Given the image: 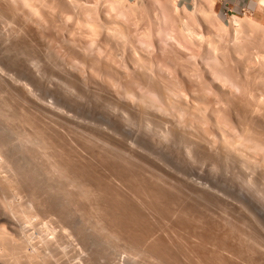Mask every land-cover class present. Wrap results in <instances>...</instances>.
<instances>
[{
	"label": "rangeland",
	"instance_id": "374dc122",
	"mask_svg": "<svg viewBox=\"0 0 264 264\" xmlns=\"http://www.w3.org/2000/svg\"><path fill=\"white\" fill-rule=\"evenodd\" d=\"M33 116L50 127L55 119L53 131L58 124L65 145H76L78 152L67 150L84 167L81 178L60 177L45 160L41 137L28 124ZM0 127V186H7L0 227L8 230L4 217L16 218L28 238L1 250L7 263L161 264L149 247L158 238L178 264H197L201 253V262H213L204 256L219 248L227 264H264V0H0ZM196 131L215 147L198 139L201 148ZM96 183L119 194L96 193L98 203L113 202L110 214L94 202ZM112 212L137 220L135 229L111 228ZM200 235L209 242L201 247L206 253L189 254Z\"/></svg>",
	"mask_w": 264,
	"mask_h": 264
},
{
	"label": "bare ground",
	"instance_id": "6f19581e",
	"mask_svg": "<svg viewBox=\"0 0 264 264\" xmlns=\"http://www.w3.org/2000/svg\"><path fill=\"white\" fill-rule=\"evenodd\" d=\"M11 1H12V0H11ZM73 1H74V0H73ZM81 1H82V0H81ZM14 2H15V1H14ZM37 2H38V1H37ZM75 2H76V1H75ZM77 2H78V1H77ZM4 3H5V2H4ZM38 3H39V2H38ZM40 3H41V2H40ZM29 4H30V3H29ZM60 4H61V3H60ZM72 4H73V3H72ZM81 4H82V3H81ZM1 5H2V4H1ZM3 5H4V4H3ZM8 5H9V4H8ZM65 6H66V5H65ZM84 6H85V5H84ZM2 7H3V6H2ZM72 7H73V6H72ZM3 9H4V8H3ZM28 9H29V7H28ZM30 9H31V7H30ZM7 10H8V9H7ZM81 10H82V9H81ZM12 13H13V12H12ZM46 13H47V12H46ZM5 15H6V14H5ZM19 16H20V15H19ZM52 16H53V15H52ZM52 18H53V17H52ZM105 18H106V17H105ZM17 19H18L17 21H19V18H17ZM23 19H24V18H23ZM53 19H54V18H53ZM149 20H150V19H149ZM106 21H107V20H106ZM198 21H199V20H198ZM46 22H47V21H46ZM92 22H93V21H92ZM63 23H64V22H63ZM111 23H112V22H111ZM18 24H19V23H18ZM87 25H88V24H87ZM21 26H22V25H21ZM16 27H17V26H16ZM12 28H13V27H12ZM19 29H20V28H19ZM96 29H97V28H96ZM20 30H21V29H20ZM18 31H19V30H18ZM96 32H98V31H96ZM13 34H14V33H13ZM18 34H19V33H18ZM10 35H11V34H10ZM39 35H40V34H39ZM43 37H44V36H43ZM21 39H22V38H21ZM49 39H50V38H49ZM52 40H53V39H52ZM38 41H39V40H38ZM114 41H116V40H114ZM50 42H51V41H50ZM70 45H71V43H70ZM72 45H73V44H72ZM51 46H52V45H51ZM67 46H68V45H67ZM104 46H105V45H104ZM76 47H77V46H76ZM109 47H110V46H109ZM71 48H72V47H71ZM71 48H70V49H71ZM116 48H117V47H116ZM72 49H73V48H72ZM72 49H71V50H72ZM74 49H75V48H74ZM78 49H79V48H78ZM122 49H123V48H122ZM107 50H108V48H107ZM132 50H133V49H132ZM117 51H118V50H117ZM75 52H76V51H75ZM84 53H85V52H84ZM92 53H93V52H92ZM51 54H52V53H51ZM72 54H73V53H72ZM106 54H107V53H106ZM118 54H119V53H118ZM124 55H125V54H124ZM51 56H52V55H51ZM48 57H49V56H48ZM86 57H87V56H86ZM89 57H90V56H89ZM139 57H140V56H139ZM109 58H110V57H109ZM179 58H180V57H179ZM50 59H51V58H50ZM54 60H55V59H54ZM93 60H94V59H93ZM93 60H91V62H92ZM89 62H90V61H89ZM63 63H64V62H63ZM82 63H83V62H82ZM86 63H87V62H86ZM92 63H94V65H96V64L98 65V62L96 61V59H95V62L93 61ZM92 63H91V64H92ZM135 63H136V62H135ZM92 65H93V64H92ZM92 65H90V66L92 67ZM101 65H102V64H101ZM104 65H105V62H104ZM106 65H107V64H106ZM135 65H137V64H135ZM65 66H66V65H64V67H65ZM139 66H140V65H139ZM59 67H60V66H59ZM64 67H63V68H64ZM83 67H84V66H83ZM96 67H97V66H96ZM99 67H100V66H99ZM106 67L108 68L109 66H106ZM111 67H112V66H111ZM111 67H110V68H111ZM137 67H138V66H137ZM260 67H261V66H260ZM112 68H113V67H112ZM114 68H115V67H114ZM65 69H66V68H65ZM65 69H64V70H65ZM97 69H98V67H97ZM102 69H103V68H102ZM105 69H106V68H105ZM108 70H109V69H108ZM139 70H140V69H139ZM104 71H105V70H104ZM111 71H112V70H111ZM111 71H110V72H111ZM137 71H138V70H137ZM140 71H141V70H140ZM140 71H139V72H140ZM65 72H66V71H65ZM98 72H99V71H98ZM101 72H102V71H101ZM110 72H109L108 74H110ZM115 72H116V70H115ZM126 72H127V71H126ZM141 72H142V71H141ZM141 72H140V73H141ZM93 73H94V72H93ZM113 73H114V72H113ZM118 73H119V72H118ZM72 74H73V73H72ZM75 74H76V73H75ZM75 74H74V75H75ZM105 74H106V72H105ZM142 74H143V72H142ZM145 74H146V73H145ZM66 75H67V74H66ZM69 75H70V74H69ZM74 75H73V76H74ZM94 75H95V74H94ZM143 75H144V74H143ZM148 75H149V74H148ZM103 76H104V75H103ZM115 76H116V75H115ZM146 76H147V74H146ZM69 77H70V76H69ZM75 77H76V76H75ZM75 77H74V78H75ZM79 77H80V76H79ZM88 77H89V76H88ZM126 77H127V76H126ZM128 77H129V76H128ZM147 77H148V76H147ZM149 77H150V76H149ZM67 78H68V76H67ZM74 78H73V79H74ZM81 78H82V77H80V79H81ZM86 78H87V77H86ZM98 78H99V77H98ZM103 78H104V77H103ZM63 79H64V78H63ZM71 79H72V78H70V80H71ZM73 79H72V80H73ZM76 79H78V78H76ZM80 79H79V80H80ZM83 79H84V78H83ZM83 79H82V80H83ZM88 79H89V78H88ZM90 79H91V78H90ZM93 79H94V78H93ZM146 79H147V78H146ZM72 80H71V81H72ZM79 80H78L77 83H81L80 81H82V80H80V81H79ZM111 80H112V79H111ZM128 80H129V79H128ZM67 81H68V80H67ZM85 81H86V80H85ZM88 81H89V80H88ZM91 81H92V80H91ZM93 81H94V80H93ZM100 81H101V80H100ZM103 81H104V80H103ZM149 81H150V80H149ZM155 81H156V80H155ZM68 82H69V81H68ZM73 82H75V79H74ZM83 83H84V82H83ZM95 83H96V81H95ZM70 84H71V83H70ZM86 84H87V83H86ZM104 84H105V83H104ZM128 84H129V83H128ZM160 84H161V83H160ZM68 85H69V84H68ZM81 85H82V84H81ZM81 85H80V86H81ZM92 85H94V84L92 83ZM162 86H163V85H162ZM99 87H100V86H99ZM112 87H113V86H112ZM155 87H156V86H155ZM97 89H99V88H97ZM103 89H104V88H103ZM107 89H108V88H107ZM124 89H125V88H124ZM153 90H154V88H153ZM162 90H163V89H162ZM110 91H111V90H110ZM110 91H107V92H110ZM115 92H116V91H115ZM121 92H122V91H121ZM168 92H169V91H168ZM193 92H194V91H193ZM113 93H114V92H113ZM174 93H175V92H174ZM111 94H112V93L110 92V95H111ZM165 94H166V93H165ZM108 95H109V94H108ZM112 95H114V94H112ZM118 95H119V94H118ZM115 96H117V95H115ZM120 96H121V95H120ZM111 97H112V96H111ZM113 98H114V97H113ZM116 98H117V97H116ZM118 98H119V97H118ZM118 98H117V99H118ZM120 98H122V97H120ZM141 98H142V97H141ZM169 98H170V97H169ZM196 98H197V97H196ZM138 99H139V98H138ZM119 100H120V99H119ZM203 100H204V99H203ZM115 101H116V100H115ZM120 102H121V101H120ZM122 102H124V99H123ZM125 102H126V99H125ZM125 102H124V103H125ZM136 102H139V105H140V101H136ZM167 102H168V101H167ZM167 102H166V103H167ZM174 102H175V101H174ZM196 102H197V101H196ZM18 103H19V102H18ZM117 103H118V102H117ZM126 103H127V102H126ZM152 103H153V102H152ZM247 103H248V102H247ZM15 104H16V103H15ZM121 104H122V103H121ZM143 104H144V103H143ZM149 104H150V102H149ZM149 104H148V105H149ZM206 104H207V103H206ZM35 105H36V104H35ZM128 105H129V102H128ZM130 105H133V104L130 103ZM130 105H129V106H130ZM134 105H135V104H134ZM134 105H133V106H134ZM139 105H138V106H139ZM166 105H167V104H166ZM172 105H173V104H172ZM175 105H176V104H175ZM200 105H201V104H200ZM42 106H43V105H42ZM42 106L40 107V109L42 108ZM121 106H123V105H121ZM126 106H127V104H126ZM173 106H174V105H173ZM181 106H182V105H181ZM196 106H197V105H196ZM35 107L37 108V106H35ZM124 107H125V106H124ZM130 107H132V106H130ZM134 107H137V106L135 105ZM134 107H133V108H134ZM139 107H140V106H139ZM149 107H151V106H149ZM206 107H207V106H206ZM32 108H33V107H32ZM115 108H116V107H115ZM146 108H147V107H145V108H142V107H141V109H145V111L147 110ZM174 108H175V107H174ZM22 109H23V108H22ZM29 109H30V108H29ZM123 109H124V108H123ZM125 109H126V111L129 110V109L127 110V108H125ZM137 109H140V108L137 107ZM151 109H152V108H151ZM176 109H177V108H176ZM2 110H3V109H2ZM38 110H39V109H38ZM135 110H136V109H135ZM135 110H134V109L132 110V108H131V109H130V113H131L132 111H134V113L137 111V114H138V115H139V114L142 115V111H140V112L138 113V110H136V111H135ZM148 110H149V109H148ZM148 110H147V111H148ZM186 110H187V109H186ZM197 110H198V109H196V111H197ZM31 111H32V110H31ZM149 111H150V110H149ZM149 111H148V112H149ZM200 111H201V110H200ZM6 112H7V111H6ZM150 112H151V111H150ZM155 112H156V111H155ZM21 113H22V111H21ZM127 113H128V112H127ZM152 113H153V112H152ZM152 113H150V116H151ZM165 113H166V112H165ZM196 113H198V112H196ZM27 114H28V113H27ZM131 114H132V113H131ZM137 114H136V115H137ZM143 114H144V112H143ZM155 114H156V113H155ZM155 114L153 113V115H152V116H154V118L156 117ZM21 115H22V114H21ZM25 115H26V114H25ZM128 115H129V114H128ZM133 115H134V114H133ZM133 115H132V116H133ZM145 115H146V114H145ZM148 115H149V113L147 114V116H148ZM156 115H157V114H156ZM174 115H175V114H174ZM35 116H36V115H35ZM125 116H126V115H125ZM150 116H149V117H150ZM158 116H159V115H158ZM243 116H244V115H243ZM30 117H31V116H30ZM50 117H51V116H50ZM128 117H129V116H128ZM143 117H144V116H143ZM159 117H160V116H159ZM33 118H34V116H33ZM33 118H32V119H30V118L28 119V121H29L28 124H29V126H31V127L33 128L34 132H35L36 134H38V135L41 137V139H40V138H39V139L42 141V144H43V145H42V146H43V150H42V151H43L44 154H45V155H43V156L46 157L45 160H47V161L50 160V161H52V163L55 164V166H57V169H56V170H57L58 173H57V172H56V173H57V174H60V177L68 176V177L70 178V177L72 176L71 179H73V178H74V179H75V178H81L82 175H83V174H82V170H83L82 168H84V167L81 166V167H82V168H81V167H79V164H78L77 162L75 163L74 160L72 161V158H71V156H70L71 153H69V151H68V150H70V149H68V147H69L70 145H73L74 143H71V141H70V144H69V145H68V144H66L67 146L65 145V141H66V140H65V141L63 140V139H65V138H61V135H63V131H64V130H61V129L59 128V129L61 130V133H60V130L58 129V130H59V133H58V134H60V138H59V136H57L58 134L55 133L56 131L58 132V130H57V128H58V124L56 125V131H53V130L55 129V128H54V127H55V124H54V120H55V119L52 121L54 127H50V125H47V124L44 125L45 123H49V122H45L44 124H42L43 122L41 123V122L38 121L39 123H41V124H39V123L37 122L38 119L35 120V118H34V120H33ZM37 118H38V117H37ZM47 118H48V117H47ZM121 118H122V117H121ZM57 119H58V118L56 117V120H57ZM158 119H159V118H158ZM161 119H162V118H161ZM164 119L166 120L167 118H164ZM164 119H163V122L165 121ZM182 119H183V118H182ZM26 120H27V119H26ZM26 120H25V121H26ZM40 120H41V119H40ZM43 120H44V119H43ZM47 120H48V119H47ZM47 120H46V121H47ZM147 120H148V119H147ZM149 120H150V119H149ZM149 120H148V121H149ZM166 121H168V123L170 124L169 120H166ZM182 121H183V120H182ZM26 122H27V121H26ZM52 122H51V123H52ZM57 122H59V121L57 120ZM57 122H56V123H57ZM129 122H130V121H129ZM160 122H162V121H160ZM173 122H174V121H173ZM178 122H179V121H178ZM189 122H190V121H189ZM59 123H61V122H59ZM124 123H125V122H124ZM25 124H26V123H25ZM25 124H24V125H25ZM125 124H126V123H125ZM193 125H194V124H193ZM25 126H27V125H25ZM59 126H60V125H59ZM122 126H123V125H122ZM153 126H154V125H153ZM170 126H171V125H170ZM27 127H28V126H27ZM63 127H64V126H63ZM63 127H62V129H63ZM161 127H162V126H161ZM175 127H177V126H175ZM32 128H31V129H32ZM52 128H54V129H52ZM83 128H84V127H83ZM189 128H190V127H189ZM248 128H249V127H248ZM259 128H260V127H259ZM2 129H3V128L0 127V132L3 131ZM72 129H73V128H72ZM172 129H173V128H172ZM175 129H176V128H175ZM178 129H180V128H178ZM181 129H182V128H181ZM199 129H200V128H199ZM213 129H214V128H213ZM29 130H30V129H29ZM184 130H185V131H184ZM193 130H194V129H192L191 131H193ZM245 130H246V129H245ZM71 131H72V130H71ZM127 131H130V130L127 129ZM183 131H184V132H187V131H188L187 134L189 135V130L186 131V129H183ZM183 131H182V132H183ZM191 131H190V132H191ZM200 131H201V129H200ZM200 131H199V132H200ZM239 131H240V130H239ZM258 131H259V130H258ZM25 132H26V131H25ZM30 132H31V131H30ZM32 132H33V131H32ZM130 132H131V131H130ZM140 132H141V131H140ZM140 132H139V134H140ZM250 132H251V131H250ZM133 133H134V136H135V131H134ZM133 133H131V134L133 135ZM136 133H137V132H136ZM180 133H181V132H180ZM192 133H193V132H191V134H192ZM194 133H195V132H194ZM241 133H242V132H241ZM241 133H240V135H241ZM64 134H65V133H64ZM139 134L137 133L136 136L139 135ZM169 134H170V133H169ZM196 134H197V137H198V135H199L200 133H197V131H196V133L193 134V135H196ZM204 134H205V133H204ZM1 135H2V134H1ZM161 135H162V134H161ZM178 135H181V134H178ZM182 135H183V134H182ZM193 135H192V136H193ZM246 135H247V134H246ZM254 135H255V134H254ZM84 136H85V135H84ZM136 136H135V137H136ZM163 136H164V135H163ZM189 136H191V135H189ZM189 136H188V137L186 136V138H188V140H190V138H191V137H189ZM201 136H203L202 133H201ZM201 136L198 137V138H197L196 136H194V138H192L191 140H194L195 137H196L197 140H195V142L197 141V143L199 144V143H200L199 140H201V139H199V138H201ZM204 136H205V135H204ZM222 136H223V135H222ZM0 137H1V136H0ZM35 137H36V136H35ZM62 137H63V136H62ZM168 137H169V136H168ZM242 137H243V136H242ZM246 137H247V136H246ZM83 138H84V137H83ZM182 138H183V137H182ZM252 138H253V137H252ZM37 139H38V138H37ZM37 139H36V140H37ZM66 139H68V137H67ZM106 139H107V138H106ZM198 139H199V140H198ZM207 139H208V138H207ZM246 139H247V138H246ZM33 140H34V139H33ZM40 140H39V141H40ZM69 140H70V139H69ZM88 140H89V139H88ZM202 140L204 141V138H203ZM202 140H201V142H202ZM205 140H206V139H205ZM210 140H211V139H210ZM221 140H222V139H221ZM74 141H75V140H74ZM145 141H146V140H145ZM155 141H156V140H155ZM159 141H160V140H159ZM237 141H238V140H237ZM83 142H84V141H83ZM88 142H89V141H88ZM92 142H93V141H92ZM190 142H191V141H190ZM192 142H193V141H192ZM210 142H211V141H210ZM220 142H221V141H220ZM230 142H231V141H230ZM38 143H39V142H38ZM66 143H69L68 140H67ZM202 143H207L208 145L210 144V143H208V142H206V141H205V142H202ZM257 143H258V142H257ZM36 144H37V143H36ZM39 144H40V143H39ZM75 144H77V143H75ZM86 144H87V143H86ZM115 144H116V143H115ZM207 144H206V145H205V144H202L203 147H204V148H203V151L206 150V148H207ZM214 144H215V143H214ZM214 144L211 143L210 145L213 146ZM220 144H221V149H222L224 146H222V143H220ZM226 144H227V143L225 142V146H226ZM40 145H41V144H40ZM81 145H82V144H81ZM92 145H93V144H92ZM99 145H100V144H99ZM193 145H194V144H193ZM240 145H241V144H240ZM254 145H255V144H254ZM75 146H76V145H75ZM75 146L73 145V146H71V147H73V149H74ZM194 146H195V145H194ZM199 146L201 147L200 144H199ZM205 146H206V148H205ZM217 146H218V148L220 147L219 144H218V142H217L216 148H217ZM246 146H247V145H246ZM185 147H186V145H185ZM188 147H189V146H188ZM195 147H198V146L196 145ZM200 147H198V148L200 149ZM208 147H209V146H208ZM214 147H215V145H214ZM244 147H245V146H244ZM38 148H39V147H38ZM79 148H80V147H79ZM89 148H90V147H89ZM201 148H202V147H201ZM210 148L213 149V147L210 146V147H209V150H210ZM218 148L215 149V150L213 149L214 152L217 151ZM238 148H239V147L237 146V149H238ZM35 149H36V148H35ZM41 149H42V147H41ZM67 149H68V150H67ZM75 149H77V147H76ZM75 149H74V151H76V152L79 151V149H78V150H75ZM190 149H191V148H190ZM207 149H208V148H207ZM219 149H220V148H219ZM250 149H251V148H250ZM258 149H259V148H258ZM38 150H39V149H38ZM82 150H84V149H82ZM90 150H91V149H90ZM107 150H108V149H107ZM107 150H106V151H107ZM197 150H198V149H197ZM213 150L210 151V152H213ZM223 150H224V148H223ZM226 150H227V149H226ZM241 150H242V149H241ZM71 151H72V150H71ZM102 151H103V150H102ZM155 151H156V150H155ZM200 151H201V150H200ZM218 151H220V150H218ZM228 151H231V150L228 149ZM228 151H227V152H228ZM232 151H233V150H232ZM253 151H254V149H253ZM76 152H75V153H76ZM83 152H84V151H83ZM205 152H207V153L210 154L209 151H205ZM223 152H225V150H224V151H221V154H219L220 152H219V153H216V154H218V155H222ZM228 153H229V152H228ZM239 153H240V152H239ZM106 154H107V153H106ZM197 154H198V153H197ZM213 154H214V153H213ZM216 154H215V155H216ZM224 154H227V153H224ZM240 154H241V153H240ZM71 155H72V154H71ZM99 155H100V154H99ZM194 155H195V154H194ZM231 155H232V154H231ZM231 155L229 154L228 156H231ZM84 156H85V155H84ZM225 156H226V155H225ZM221 157H222V156H221ZM42 158H43V157H42ZM95 158H96V157H94V159H95ZM112 158H113V157H112ZM225 159H226V158H225ZM45 160H44V161H45ZM216 160H217V159H216ZM86 161H87V160H86ZM88 161H89V160H88ZM111 161H112V160H111ZM4 162H5V161H4ZM6 162H7V161H6ZM48 162H49V161H48ZM95 162H96V161H95ZM104 162H105V161H104ZM2 163H3V161H2ZM2 163H1V164H2ZM49 163L51 164V162H49ZM88 163H89V162H88ZM147 163H148V162H147ZM46 164H47V163H46ZM54 164H53V165H54ZM82 164H83V163H82ZM80 165H81V164H80ZM90 165H91V164H90ZM247 165H248V164H247ZM6 166H7V165H6ZM49 166H50V165H49ZM84 166H85V165H84ZM3 167H5V165H4ZM3 167H2V169H3ZM29 167H30V166H29ZM86 167H87V166H86ZM88 167H89V166H88ZM249 167H250V166H249ZM21 168H22V167H21ZM96 168H97V167H96ZM115 168H116V167H115ZM135 168H136V167H135ZM52 169H54V167H53ZM52 169H51V170H52ZM81 169H82V170H81ZM119 169H120V168H119ZM47 170L50 171L49 169H47ZM122 170H123V169H122ZM150 170H151V169H150ZM54 171H55V169H54ZM54 171H53V172H54ZM83 171H84V170H83ZM85 171H86V170H85ZM51 172H52V171H51ZM51 172H50V173H51ZM110 172H111V171H110ZM97 173H98V172H97ZM256 173H257V172H256ZM54 174H55V173H54ZM57 174H56V175H57ZM81 174H82V175H81ZM86 174H87V173H86ZM112 174H114V173H112ZM121 174H122V173H121ZM150 174H151V173H150ZM80 175H81V176H80ZM90 175H91V174H90ZM93 175H94V174H93ZM104 175H105V174H104ZM115 175H116V174H115ZM141 176H142V175H141ZM149 176H150V175H149ZM161 176H162V175H161ZM60 177H59V178H60ZM68 177H66V180L69 182V180H71V179H69ZM106 177H108V176H106ZM124 177H125V176H124ZM134 177H135V176H134ZM2 178H3V177H2ZM2 178H1V179H2ZM9 178H10V177H9ZM9 178H8V179H9ZM14 178H15V177H14ZM67 178H68V179H67ZM86 178H87V177H86ZM94 178H96V177H94ZM1 179H0V180H1ZM10 179H11V178H10ZM62 179H63V178H62ZM91 179H92V178H91ZM96 179H98V178H96ZM96 179H95V180H96ZM110 179H111V178H110ZM143 179H144V178H143ZM176 179H177V178H176ZM2 180H3V179H2ZM66 180H64V181H66ZM80 180L83 181L82 179H80ZM81 181H80V182H81ZM164 181H165V180H164ZM17 182H18V181H17ZM43 182H44V181H43ZM72 182H73V180H72ZM76 182H77V181H76ZM106 182H107V181H106ZM129 182H130V181H129ZM140 182H141V181H140ZM26 183H27V182H26ZM62 183H63V182H62ZM69 183H70V182H69ZM83 183H84V182H83ZM83 183H82V185H83ZM91 183H92V181H91ZM91 183H90V185H91ZM134 183H135V182H134ZM143 183H144V182H143ZM174 183H175V182H174ZM2 184H3V183H2ZM19 184H20V183H19ZM67 184H68V183H67ZM150 184H151V182H150ZM15 185H16V184H15ZM17 185H18V183H17ZM36 185H37V184H36ZM74 185H75V184H74ZM74 185L72 184V187H73ZM78 185H79V184H78ZM78 185H77V187H78ZM90 185H89V186H90ZM93 185H94V184H93ZM95 185H97V191L93 192V194L95 193V194H94V195H95L94 202L97 201V204H99V205H97V206H102V205H104V203L106 204L105 201H108V199L105 200L106 198H105V195H103V194H104L105 191L108 192L109 189L106 190V189L104 188L105 190H104V192H103V191H101V190H103V187H104V186L101 187L102 189H99V188H100V185H99V188H98V184H97V183H96ZM102 185H103V184H102ZM105 185H106V184H105ZM106 186H108V185H106ZM133 186H134V185H133ZM148 186H149V185H148ZM158 186H159V185H158ZM175 186H176V185H175ZM6 187H7V186H6ZM6 187L1 185V186H0V191H3L4 189H6ZM80 187H81V186H80ZM84 187H85V186H84ZM120 187H121V186H120ZM135 187H136V186H135ZM184 187H185V186H184ZM251 187H252V186H251ZM13 188H14V187H13ZM28 188H29V187H28ZM75 188H76V187H75ZM78 188H79V187H78ZM78 188H77V189H78ZM81 188H82V187H81ZM95 188H96V187H95ZM143 188H144V187H143ZM77 189H76V190H77ZM84 189H86V188H84ZM84 189H83V190H84ZM88 189H89V188H88ZM112 189H114V188H112ZM115 189H116V188H115ZM133 189H134V188H133ZM24 190H25V189H24ZM61 190H62V189H61ZM78 190H80V188H79ZM83 190L81 189V191H82L81 193H82V194H84V192H85V191H83ZM121 190H122V189H121ZM121 190H120V191H121ZM143 190H144V189H143ZM159 190H160V189H159ZM110 191H112V190H110ZM110 191L108 192L109 195L106 193V194L108 195V196L106 195V197H108V198H109V196H111L110 194H112V193H116L115 191H113V192L110 193ZM116 191H118V190L116 189ZM122 191H123V190H122ZM11 192H12V191H11ZM22 192H23V191H22ZM63 192H65V190H64ZM87 192H88V191H87ZM97 192H99L100 194H102V195H101V197L103 196L102 198H105V199H102V201H101V204H102V202H104L102 205L100 204V202L98 203L99 200H98L97 198L99 197V195L96 194ZM196 192H197V191H196ZM28 193H29V192H28ZM99 193H98V194H99ZM121 193H122V192H121ZM129 193H130V192H129ZM141 193H142V192H141ZM171 193H172V192H171ZM86 194H87V193H86ZM89 194H90V193H89ZM117 194H118V193H117ZM117 194H115L116 196H115L114 194H112V195L115 196V198H116V197H117ZM131 194H132V192H131ZM146 194H147V192H146ZM159 194H160V193H159ZM77 195H80V194H79V193L74 194V196H76V197H77ZM94 195H92V196H94ZM118 195H119V194H118ZM171 195H172V194H171ZM30 196H31V195H30ZM84 196H87V195H84ZM84 196L82 195L83 198H84ZM97 196H98V197H97ZM19 197H21V196H19ZM76 197H74V198H76ZM80 197H81V195L78 196V197L76 198L79 202L82 200V198H80ZM90 197H91V195H90ZM152 197H153V196H152ZM154 197H155V196H154ZM160 197H161V196H160ZM110 198H111V197H110ZM112 198H113V197H112ZM119 198H120V197H119ZM138 198H139V197H138ZM156 198H157V197H156ZM248 198H249V197H248ZM20 199H21V198H20ZM86 199H87V198H86ZM86 199H85V200H86ZM88 199H89V198H88ZM95 199H97V200H95ZM99 199H100V198H99ZM116 199H117V198H116ZM125 199H126V198H125ZM17 200H18V199H17ZM85 200H83V201H85ZM92 200H93V198H92ZM100 200H101V199H100ZM103 200H105V201H103ZM112 200H114V199H112ZM159 200H160V199H159ZM166 200H167V199H166ZM47 201H48V200H47ZM83 201H82V202H83ZM188 201H189V200H188ZM32 202H33V201H32ZM39 202H40V201H39ZM41 202H42V201H41ZM76 202H77V201H76ZM86 202H87V200H86ZM89 202H91V201H89ZM111 202H112V201L110 200V203H107V204H106L107 207H106L105 205H104V207H103V206H102L101 208L99 207V209H101L100 212H101V211L103 212V209H102V208H104V209L107 208V211H108V208H109L111 205H113V204H111ZM176 202H177V201H176ZM180 202H181V201H180ZM45 203H46V202H45ZM48 203H49V202H48ZM112 203H113V202H112ZM121 203H122V202H121ZM147 203H148V202H147ZM147 203H146V204H147ZM37 204H38V202H37ZM43 204H44V203H43ZM73 204H74V203H73ZM90 204L92 205V203H90ZM94 204L96 205V203H94ZM109 204H110V206H109ZM115 204H116V203H115ZM115 204H114V205H115ZM135 204H136V203H135ZM40 205H41V204H40ZM40 205L38 206V208L41 207L39 210H42V206H40ZM91 205H90V206H91ZM157 205H158V204H157ZM179 205H180V203H179ZM47 206H48V205H47ZM47 206H46V207H47ZM55 206H56V205H55ZM67 206H68V205H67ZM77 206H78V205H77ZM97 206H96V207H97ZM108 206H109V207H108ZM129 206H130V205H129ZM132 206H133V205H132ZM149 206H150V205H149ZM93 207H94V205H93ZM93 207H92V208H93ZM96 207H95V208H96ZM105 207H106V208H105ZM125 207H126V206H125ZM150 207H151V206H150ZM176 207H177V206H176ZM176 207H175V208H176ZM24 208H25V207H24ZM34 208H36V207H34ZM44 208H45V207H44ZM110 208H111V207H110ZM130 208H131V207H130ZM138 208H139V207H138ZM143 208H144V207H143ZM185 208H186V207H185ZM259 208H260V211L264 213V205H261V204H260V205H259ZM18 209H19V208H18ZM28 209H29V207H28ZM31 209H32V206H31ZM99 209H98V210H99ZM112 209H113V208H112ZM118 209H119V206H118ZM25 210H26V209H25ZM64 210H65V209H64ZM78 210H79V209H78ZM93 210H94V209H93ZM95 210H96V209H95ZM98 210H97V212H98ZM110 210H111V209H109V211H110ZM113 210H115V209H113ZM121 210H122V209H121ZM126 210H127V209H126ZM160 210H162V209H160ZM37 211H38V210H37ZM86 211H87V210H86ZM89 211H91V210H89ZM109 211L107 212L108 214L111 213V212H109ZM117 211H118V210H117ZM230 211H231V210H230ZM19 212H20V211H19ZM21 212H22V211H21ZM28 212H30V211L28 210ZM40 212H41V211H39V213H40ZM68 212H69V211H68ZM94 212H95V211H94ZM102 212H101V213H102ZM120 212H121V211H120ZM130 212H131V211H130ZM139 212H140V211H139ZM233 212H234V211H233ZM4 213H5V212H4ZM9 213H11V212H9ZM13 213H14V209H13ZM26 213H27V212H26ZM30 213H31V212H30ZM32 213H33V209H32ZM34 213H36V212L34 211ZM112 213H113V212H112ZM141 213H142V212H141ZM159 213H160V212H159ZM7 214H8V213H7ZM113 214H114V213H113ZM113 214L110 215L111 217H109V215H108V217L105 216V217L109 218V219H108V220H109L108 222H110L109 224H111V222H113L114 224L117 223L116 225H118L120 228H122V229L126 228V229H128V230H132V229L134 228V224H135L134 222H136L137 220L131 222L132 220H130V221H129V220H126V219L124 220L123 217H122V219H121V217H120L121 215H119V217H118L116 213H115L116 216H115V214H114V215H113ZM119 214H120V213H119ZM123 214H124V213H123ZM188 214H189V213H188ZM240 214H241V213H240ZM8 215H10V214H8ZM12 215H13V214H12ZM15 215H16V214H15ZM18 215H19V214H18ZM18 215H17V217H18ZM27 215H28V214H27ZM34 215H36V214H34ZM103 215H104V212H103ZM202 215H203V214H202ZM10 216H11V215H10ZM23 216H24V215L19 216V217H23ZM32 216H33V215H32ZM36 216L38 217L39 215H36ZM112 216H113V217H112ZM126 216H127V214H126ZM180 216H182V215H180ZM0 217H1V215H0ZM19 217H18V218H19ZM27 217L29 218L30 216L28 215ZM94 217H95V216H94ZM97 217H99V216L97 215ZM132 217H134V216H132ZM169 217H170V216H169ZM184 217H185V216H184ZM12 218H13V217H12ZM12 218H11V219H12ZM14 218H15V217H14ZM95 218H96V217H95ZM2 219H3V217H1L0 221H1ZM11 219H10V217H8V218H7V217H4V220H5V221L7 222V224H8V225H7V226H8V230H6V229L0 227V264H9V262L11 261V259H10V260H8V263H7V261H5V260L3 259V257H4L6 254H4L5 252H2L1 250L5 251L6 249H8V248L10 247V245H11V246H12L13 244L16 245L17 243L20 244V245H22V244H24L22 241L27 242V239H28V238L26 239L27 236H25L26 234H24V233H26L25 231H27V230H25L26 227H23V226H22L23 229L25 230V231L23 232L22 227H19V225L17 224L18 222H17V223L15 222L16 218H15V220H11ZM30 219L32 220V218H30ZM131 219H132V218H131ZM179 219H180V218H179ZM215 219H216V218H215ZM215 219H214V220H215ZM218 219H219V218H218ZM31 220H30V221H31ZM104 220H105V219H104ZM138 220H139V219H138ZM145 220H146V219H145ZM159 220H160V219H159ZM224 220H225V219H224ZM227 220H228V219H227ZM19 221H20V224H21V219H20ZM22 221H23V220H22ZM25 221H26V220H25ZM27 221H28V220H27ZM32 221H33V220H32ZM56 221H57V220H56ZM101 221H102V219H101ZM140 221H141V220H140ZM182 221H183V220H182ZM211 221H212V220H211ZM4 223H5V222H4ZM31 223H33V222H31ZM156 223H157V222H156ZM198 223H199V222H198ZM238 223H239V222H238ZM238 223H237V224H238ZM109 224L106 223V225H109ZM131 224H132V225H131ZM22 225H23V224H22ZM30 225H31V224H30ZM112 225H113V224H111V228H113ZM145 225H146V224H145ZM201 225H202V224H201ZM26 226H27V225H26ZM135 226H136V224H135ZM139 226H140V224H139ZM212 226H213V225H212ZM218 226H219V225H218ZM251 226H252V225H251ZM31 227H32V226H31ZM95 227H96V226H95ZM102 227H103V225H102ZM106 227H107V226H106ZM114 227H117V226H114ZM155 227H156V226H155ZM180 227H181V226H180ZM219 227H220V226H219ZM225 227H226V226H225ZM146 228H147V227H146ZM203 228H204V227H203ZM21 229H22V230H21ZM27 229H28V228H27ZM43 229H44V227H43ZM114 229H115V228H114ZM118 229H119V228H118ZM126 229H124V231H126ZM134 229H135V228H134ZM137 229H138V228H137ZM144 229H145V228H144ZM177 229H178V228H177ZM190 229H192V228H190ZM194 229H195V228H194ZM227 229H228V228H227ZM231 229H232V228H231ZM116 230H117V229H116ZM140 230H141V229H140ZM29 231H30V230H29ZM29 231H28V232H29ZM119 231H121V230H119ZM132 231H133V230H132ZM135 231H136V230H135ZM141 231H142V230H141ZM151 231H152V230H151ZM189 231H190V233H191V230H189ZM220 231H221V230H220ZM232 231H233V230H232ZM110 232H111V231H110ZM129 232H130V231H129ZM137 232H139V230H138ZM146 232H147V231H146ZM172 232H173V230H172ZM174 232H175V231H174ZM176 232H177V230H176ZM180 232H181V231H180ZM205 232H206V231H205ZM47 233H48V232H47ZM150 233H151V232H149L148 235H150ZM194 233H195V232H194ZM243 233H244V232H243ZM248 233H249V232H248ZM27 234H28V233H27ZM143 234H144V232H143ZM143 234H142V235H143ZM146 234H147V233H146ZM159 234H160V233H159ZM173 234H174V233H173ZM177 234H178V233H177ZM209 234H210V233H209ZM19 235H21L23 238H21ZM29 235H30V234H29ZM84 235H85V234H84ZM126 235H127V233H126ZM132 235H133V234H132ZM148 235H147V236H148ZM212 235H213V234H212ZM214 235H215V234H214ZM238 235H239V234H238ZM123 236H124V235H123ZM140 236H141V235H140ZM145 236H146V235H145ZM158 236H161V235H158ZM178 236H179V235H178ZM178 236H177V237H178ZM183 236H184V235H183ZM200 236H201V235H200ZM200 236H199V237H200ZM32 237H33V236H32ZM32 237L29 236V238H32ZM133 237H135V236H133ZM142 237H144V236H142ZM142 237H141V238H142ZM166 237H167V236H166ZM174 237H176V236H174ZM181 237H182V236H181ZM205 237H206V236H205ZM238 237H239V236H238ZM238 237H237V238H238ZM24 238H25V239H24ZM135 238H136V237H135ZM146 238H147V237H145L144 239H146ZM148 238H149V237H148ZM170 238H171V237H170ZM202 238H203L202 236H201V238H198V241H199L200 239H202ZM229 238H230V237H229ZM16 239H18V240H16ZM142 239H143V238H142ZM149 239L151 240V238H149ZM162 239H163V238H162ZM166 239H167V238H166ZM209 239H210V238H209ZM242 239H243V238H242ZM31 240H32V239H31ZM138 240H139V238H138ZM157 240H158V238H157V239L152 238L151 242L149 241V243H150L149 247L151 248L150 251L152 252V253H151V252H150V253L153 254L154 256H156L157 258H161V259L165 260V261L168 262V263L170 262V263H172V264H173V263H174V264H178V263H179V260H178V258H177V255H176V254H173L174 251L172 252V251L170 250V248H169L170 246L167 245V244H165V242H162L160 239H159V241H157ZM171 240H172V239H171ZM171 240H170V241H171ZM225 240H226V239H225ZM227 240H228V239H227ZM16 241H17V243H16ZM168 241H169V239H168ZM173 241H174V240H173ZM192 241H193V240H192ZM196 241H197V239H196ZM198 241H197V242H198ZM200 241H201V242H200L199 244H198L197 242H196L197 244H196V243H193V244H195V246H193V245L191 244L192 246L190 245V249L185 248V250L187 249L188 251H191L192 253H189V252H188V253L191 254V255L195 254V256H197V255L200 254L201 252H205V251H204L205 249H204V248L202 249L201 247H203V246L206 244L205 242H206L207 240L203 239V240H200ZM245 241H246V240H245ZM247 241H248V240H247ZM251 241H252V240H251ZM28 242H29V240H28ZM146 242H147V241H146ZM207 242H208V241H207ZM222 242H223V241H222ZM21 243H22V244H21ZM29 243H30V242H29ZM35 243H36V242H35ZM39 243H40V242H39ZM129 243H130V242H129ZM139 243H140V242H139ZM169 243H170V242H169ZM171 243H172V242H171ZM173 243H174V242H173ZM178 243H179V242H178ZM188 243H189V242H188ZM188 243H187V245H189ZM208 243H209V242H208ZM208 243H207V244H208ZM226 243H227V242H226ZM18 244H17V246H18ZM31 244H32V243H31ZM48 244H49V243H48ZM114 244H115V243H114ZM120 244H121V243H120ZM175 244H176V243H175ZM203 244H204V245H203ZM237 244H238V243H237ZM244 244H245V243H244ZM6 245H8V247H6ZM15 245H14V246H15ZM24 245H25V244H24ZM24 245H23V246H24ZM26 245H27V243H26ZM145 245H146V244H145ZM183 245H184V244H183ZM196 245H198L197 248H196ZM239 245H240V244H239ZM33 246H34V245H33ZM53 246H54V245H53ZM55 246H56V245H55ZM133 246H134V245H133ZM171 246H173V244H172ZM174 246H175V245H174ZM25 247H26V246H25ZM38 247H40V245H39ZM180 247H181V246H180ZM183 247H184V246H183ZM186 247H187V246H186ZM222 247H223V246H222ZM5 248H6V249H5ZM11 248H12V247H11ZM11 248H10V250H11ZM18 248H20V246H19ZM43 248H44V247H43ZM49 248H50V247H49ZM49 248H48V249H49ZM168 248H169V249H168ZM173 248H174V247H173ZM188 248H189V247H188ZM200 248H201V249H200ZM237 248H238V247H237ZM256 248H257V247H256ZM15 249H17L16 246H15ZM21 249H22V248H21ZM23 249H25V248H23ZM23 249H22V250H23ZM26 249H27V248H26ZM33 249H34V248H32V250H33ZM44 249H45V248H44ZM48 249H47V250H48ZM198 249H199V250H198ZM219 249H220V248H219ZM219 249H218V252H217V253H216L217 250H216V251L214 250L215 253H216V255H217V257H216L215 254H214L215 257H214L213 255H210V256H213V257H214V259H213L212 257L208 256L209 254H207V253H210V252H207V253L205 252L207 255H206V254H205V256L203 255V256H204V259L206 260V258L209 257V258H211L212 260H214L213 262H211V261H209L210 259H208L207 261H209L210 263H213V264H227V263H228L227 261H230V260H228V259H229V258H228L229 255H227V256L225 255V256H226V257H225V256L223 255V253H222L224 250H221V249L219 250ZM224 249H225V248H224ZM243 249H244V248H243ZM13 250H14V249H13ZM19 250H20V249H19ZM32 250H31V252H32ZM35 250H36V249H35ZM200 250H202V251H200ZM207 250H208V249H207ZM11 251H12V250H11ZM49 251H50V250H49ZM124 251H125V250H124ZM175 251H177V250H175ZM182 251H183V250H182ZM196 251H197V252L199 251L200 253L198 252V254H197ZM209 251H210V249H209ZM226 251H228V250H226ZM229 251H231V250H229ZM241 251H242V250H241ZM8 252H10V251L7 250V253H8ZM15 252H16V251H15ZM18 252H19V251H18ZM27 252H29V251H27ZM45 252L47 253V251H44V254H45ZM185 252H186V251H185ZM212 252H213V251H212ZM250 252H251V251H250ZM259 252H260V251H259ZM13 253H14V252H13ZM20 253H21V252H20ZM24 253H25V252H24ZM35 253H36V252H35ZM49 253H50V252H49ZM49 253H48V254H49ZM143 253H144V252H143ZM147 253H148V252H147ZM188 253H187V254H188ZM218 253H219V254H218ZM227 253H228V252H227ZM244 253H245V252H244ZM22 254H23V253H22ZM26 254H27V253H26ZM31 254H34V253H31ZM36 254H37V253H36ZM39 254L42 255L41 257L45 256V255H43L41 252H40ZM39 254H37V255H39ZM53 254H54V253H53ZM56 254H57V253H56ZM177 254H178V253H177ZM196 254H197V255H196ZM201 254H203V253H201ZM201 254H200V256H199V255L197 256V258L200 259V260L198 259L200 262H199L198 260H195L196 263H197V264H199V263L208 264L207 261H206V262H205V261L201 262V258H200V257H201ZM229 254H230V253H229ZM7 255H8V254H7ZM12 255H13V254H12ZM27 255H28V254H27ZM27 255H26V256H27ZM51 255H52V253L50 254V256H51ZM230 255H232V254H230ZM14 256H15V255H14ZM20 256H21V255H20ZM23 256H24V254H23ZM29 256H30V255H29ZM35 256H36V255H35ZM35 256H34V257H35ZM39 256H40V255H39ZM48 256H49V255H48ZM188 256H189V255H188ZM195 256H194V257H195ZM203 256H202V259H203ZM15 257H16V256H15ZM58 257H59V256H58ZM149 257H150V256H149ZM185 257H187V256H184V259H186ZM194 257H193V258H194ZM252 257H254V256L252 255ZM16 258H18V257H16ZM22 258H24V257H22ZM32 258H33V257H32ZM37 258H38V257H37ZM190 258H192V256H190ZM14 259H15V258H14ZM14 259L12 258V260H14ZM20 259H21V258L19 257L17 260H18V261H22V260H24V259H22V260H20ZM41 259H42V258H41ZM47 259H48V258H47ZM142 259H144V258H142ZM149 259H152V258H149ZM155 259H156V258H155ZM161 259H158V260H156V261H159V260H160V262L163 263V260H161ZM194 259H196V258H194ZM204 259H203V260H204ZM17 260H16V262H17ZM28 260H29L30 262H32L30 259H28ZM53 260H54V258H53ZM95 260H96V259H95ZM118 260H119V259H118ZM139 260H140V259H139ZM177 260H178V261H177ZM190 260H191V259H190ZM26 261H27V260H26ZM45 261H46V260H45ZM71 261H72V260H71ZM85 261H86V260H85ZM135 261H136V260H135ZM141 261H142V260H141ZM156 261H155V262H156ZM191 261H193V260H191ZM16 262H15V260H14L13 263L16 264ZM27 262H28V261H27ZM30 262H28V264H29ZM35 262H36V261H35ZM41 262H42V261H41ZM62 262H63V261H62ZM166 262H165V263H166ZM193 262H194V261H193ZM11 263H12V262H11ZM13 263H12V264H13ZM17 263H18V262H17ZM22 263H23V262H22ZM22 263H21V264H22ZM36 263H37V262H36ZM39 263H40V262H39ZM47 263H48V261H47ZM162 263H161V264H162ZM165 263H164V264H165ZM18 264H19V263H18ZM91 264H92V263H91ZM154 264H155V263H154ZM191 264H192V263H191Z\"/></svg>",
	"mask_w": 264,
	"mask_h": 264
}]
</instances>
